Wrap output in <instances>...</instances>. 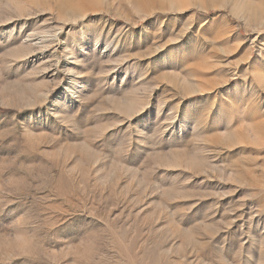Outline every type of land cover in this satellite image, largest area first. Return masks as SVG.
Instances as JSON below:
<instances>
[{
	"label": "rangeland",
	"instance_id": "obj_1",
	"mask_svg": "<svg viewBox=\"0 0 264 264\" xmlns=\"http://www.w3.org/2000/svg\"><path fill=\"white\" fill-rule=\"evenodd\" d=\"M0 264H264V0H0Z\"/></svg>",
	"mask_w": 264,
	"mask_h": 264
}]
</instances>
